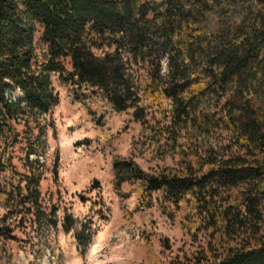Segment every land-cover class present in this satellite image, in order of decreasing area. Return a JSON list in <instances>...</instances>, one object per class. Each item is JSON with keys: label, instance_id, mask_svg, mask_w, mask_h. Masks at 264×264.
<instances>
[{"label": "trees", "instance_id": "trees-1", "mask_svg": "<svg viewBox=\"0 0 264 264\" xmlns=\"http://www.w3.org/2000/svg\"><path fill=\"white\" fill-rule=\"evenodd\" d=\"M54 80L98 127L128 114L134 145L170 162L110 163L118 198L128 184L138 212L157 207L186 237L176 250L160 239L167 255L149 264H264V0H0V255L10 260L11 243L40 259L58 227L40 190ZM86 232H73L78 245Z\"/></svg>", "mask_w": 264, "mask_h": 264}, {"label": "rangeland", "instance_id": "rangeland-1", "mask_svg": "<svg viewBox=\"0 0 264 264\" xmlns=\"http://www.w3.org/2000/svg\"><path fill=\"white\" fill-rule=\"evenodd\" d=\"M53 86L58 104L48 117L54 131L47 133L48 171L40 190L46 205L56 209L58 227L48 234L40 259L25 244L11 243L7 248L12 260L0 255V264H149L164 260L167 253L160 239L176 250L186 237L157 207L147 214L138 212L137 192L128 184L122 186L128 197L118 198L111 185L110 163L112 155L133 159L145 170L170 162H155L134 145L139 128L128 114L111 115L98 127L83 108L70 104L68 91L56 80ZM66 217L72 220L69 231L63 227ZM80 229L88 233L78 245L73 232Z\"/></svg>", "mask_w": 264, "mask_h": 264}]
</instances>
